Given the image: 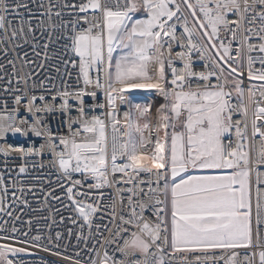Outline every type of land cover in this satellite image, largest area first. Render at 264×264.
Listing matches in <instances>:
<instances>
[{
    "label": "built area",
    "instance_id": "obj_1",
    "mask_svg": "<svg viewBox=\"0 0 264 264\" xmlns=\"http://www.w3.org/2000/svg\"><path fill=\"white\" fill-rule=\"evenodd\" d=\"M137 1L169 11L143 54L159 51L163 87L111 94L132 0H0V250L11 264H264V0ZM212 89L220 168L249 172L251 243L171 250L169 102Z\"/></svg>",
    "mask_w": 264,
    "mask_h": 264
},
{
    "label": "rangeland",
    "instance_id": "obj_2",
    "mask_svg": "<svg viewBox=\"0 0 264 264\" xmlns=\"http://www.w3.org/2000/svg\"><path fill=\"white\" fill-rule=\"evenodd\" d=\"M134 16L127 30L111 50L109 88L147 92L163 87L161 56L147 58L146 36L168 14L165 5L143 9L132 0ZM202 99L174 93L168 114L166 161L168 169L188 166V174L171 181L165 189L167 226L171 250L232 249L249 246L254 218L253 191L245 169L223 171L220 168L218 90L201 92ZM98 138L102 129L93 128ZM131 141L132 162L144 165ZM78 215L83 217L82 212ZM133 246L143 248L139 239ZM0 264H11L8 253L0 250Z\"/></svg>",
    "mask_w": 264,
    "mask_h": 264
},
{
    "label": "water",
    "instance_id": "obj_3",
    "mask_svg": "<svg viewBox=\"0 0 264 264\" xmlns=\"http://www.w3.org/2000/svg\"><path fill=\"white\" fill-rule=\"evenodd\" d=\"M12 137L14 138H18L19 139V135L16 131H12ZM188 166H175V167H171L169 168V179L171 181L176 180L180 177H182L185 174H188Z\"/></svg>",
    "mask_w": 264,
    "mask_h": 264
}]
</instances>
